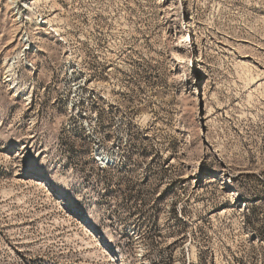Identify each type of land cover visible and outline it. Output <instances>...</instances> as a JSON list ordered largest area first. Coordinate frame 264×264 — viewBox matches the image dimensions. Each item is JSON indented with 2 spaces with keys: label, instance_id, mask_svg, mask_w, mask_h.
I'll use <instances>...</instances> for the list:
<instances>
[{
  "label": "rangeland",
  "instance_id": "1",
  "mask_svg": "<svg viewBox=\"0 0 264 264\" xmlns=\"http://www.w3.org/2000/svg\"><path fill=\"white\" fill-rule=\"evenodd\" d=\"M0 264H264V0H0Z\"/></svg>",
  "mask_w": 264,
  "mask_h": 264
},
{
  "label": "bare ground",
  "instance_id": "2",
  "mask_svg": "<svg viewBox=\"0 0 264 264\" xmlns=\"http://www.w3.org/2000/svg\"><path fill=\"white\" fill-rule=\"evenodd\" d=\"M63 197H65V193H62V192H60V198H63ZM87 220V219H83V221H82V223H85V221ZM93 230V229H92ZM92 230H90V233L91 234H93L92 233ZM101 243H102V245H103V242L105 243V244H111V245H113V242H112V240H111V238L110 237H108V236H105L103 239H101ZM104 246H106V245H104Z\"/></svg>",
  "mask_w": 264,
  "mask_h": 264
}]
</instances>
